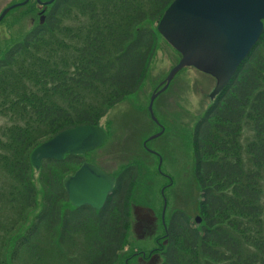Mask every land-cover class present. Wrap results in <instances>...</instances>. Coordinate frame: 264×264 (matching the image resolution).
Returning a JSON list of instances; mask_svg holds the SVG:
<instances>
[{"label": "trees", "instance_id": "16d2710c", "mask_svg": "<svg viewBox=\"0 0 264 264\" xmlns=\"http://www.w3.org/2000/svg\"><path fill=\"white\" fill-rule=\"evenodd\" d=\"M172 1L54 0L40 7L29 0L13 9L11 24L29 23L0 44V264L118 260L128 244L141 163L122 166L95 210L68 202L63 161L51 170L45 160L36 171L29 156L61 130L101 124L141 89L162 38L156 24ZM183 131L201 222L173 211L143 258L157 253L160 264H264V20L231 79ZM131 251L126 264L142 254Z\"/></svg>", "mask_w": 264, "mask_h": 264}, {"label": "rangeland", "instance_id": "374dc122", "mask_svg": "<svg viewBox=\"0 0 264 264\" xmlns=\"http://www.w3.org/2000/svg\"><path fill=\"white\" fill-rule=\"evenodd\" d=\"M16 1L19 0H0V12ZM13 9L0 23V44L1 40L8 39L11 35H18V30L29 23V18H25L21 26L11 24L9 19H13ZM178 59L179 56L173 48L162 38L159 39L158 50L149 65L141 89L119 103L101 121V125L107 126L112 135L101 148L93 152L97 163L112 173H116L129 162L136 160L141 163L138 186L131 204L128 244L121 250L115 264H126L125 258L130 255L132 249H141L148 253L156 244L155 237L163 234L160 213L162 187H166L163 195L168 200V212L179 208L192 218L197 213L198 190L193 178L194 158L183 129L186 130L188 125H192L203 115L210 103L208 93L215 85V78L191 66L178 71L167 88L154 100V116L159 125L163 126V131L151 140L148 146L160 156L161 162L142 146V139L160 130V126H155L149 120L145 110L146 103L152 91L161 87V81ZM159 165L161 175L157 170ZM154 170L158 172L156 175L153 174ZM80 240V237L76 238L77 246ZM72 254L79 255L77 252ZM143 257L142 254L136 255L129 260V264L161 263V256L157 253Z\"/></svg>", "mask_w": 264, "mask_h": 264}, {"label": "water", "instance_id": "95a60500", "mask_svg": "<svg viewBox=\"0 0 264 264\" xmlns=\"http://www.w3.org/2000/svg\"><path fill=\"white\" fill-rule=\"evenodd\" d=\"M26 2L5 8L0 20L9 9ZM263 19L264 0H173L158 20L157 31L181 57L166 75L165 84L150 97L147 109L151 118L156 121L152 111L154 99L185 66H193L216 79L209 94L211 99L214 98L258 41ZM162 131L148 140L159 136ZM106 137L105 129L97 125L64 129L34 147L30 163L38 169L43 159L61 160L65 154L85 153L102 145ZM113 183L111 175L88 163L64 179L68 200L73 206H89L96 210L103 206ZM165 206L164 200L163 213ZM196 221H201L199 216Z\"/></svg>", "mask_w": 264, "mask_h": 264}, {"label": "flooded vegetation", "instance_id": "af4514ba", "mask_svg": "<svg viewBox=\"0 0 264 264\" xmlns=\"http://www.w3.org/2000/svg\"><path fill=\"white\" fill-rule=\"evenodd\" d=\"M155 151V150H154ZM63 161L61 163L62 169H63V177H62V185H63V190L66 193V197L68 200V193H67V189L64 185V179L68 176H72L76 170L79 169V167L84 164V163H89L92 165H95L97 167H99L100 169H102L104 172L110 174L113 176L112 172H108L106 171L103 167H101L98 163L96 158L93 156V151L85 153V154H65L64 158L61 160ZM56 162V160L54 159H49V164L51 167V170H53L56 166V164L54 163ZM116 182V176H113Z\"/></svg>", "mask_w": 264, "mask_h": 264}]
</instances>
